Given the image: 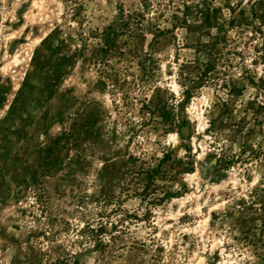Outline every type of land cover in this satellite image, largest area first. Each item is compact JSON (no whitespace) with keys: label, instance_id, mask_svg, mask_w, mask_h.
Masks as SVG:
<instances>
[{"label":"rangeland","instance_id":"1","mask_svg":"<svg viewBox=\"0 0 264 264\" xmlns=\"http://www.w3.org/2000/svg\"><path fill=\"white\" fill-rule=\"evenodd\" d=\"M0 264H264V0H0Z\"/></svg>","mask_w":264,"mask_h":264},{"label":"trees","instance_id":"2","mask_svg":"<svg viewBox=\"0 0 264 264\" xmlns=\"http://www.w3.org/2000/svg\"><path fill=\"white\" fill-rule=\"evenodd\" d=\"M233 22V21H232ZM217 31H218V35L216 37V40H218V43H227V40L229 39V30H227V28L221 26V27H217ZM219 54V52H218ZM216 54V55H218ZM218 60L219 58L217 56H215L214 58H212V60L205 66L203 72H202V76H204V78H209L210 74L217 68L218 66ZM203 80V78H202Z\"/></svg>","mask_w":264,"mask_h":264}]
</instances>
